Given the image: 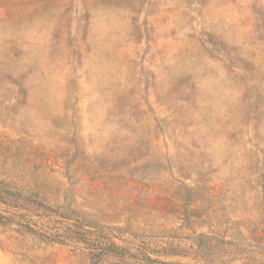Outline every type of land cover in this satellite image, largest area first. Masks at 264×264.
Returning <instances> with one entry per match:
<instances>
[{
	"label": "rangeland",
	"instance_id": "rangeland-1",
	"mask_svg": "<svg viewBox=\"0 0 264 264\" xmlns=\"http://www.w3.org/2000/svg\"><path fill=\"white\" fill-rule=\"evenodd\" d=\"M146 254L264 264V0H0V264Z\"/></svg>",
	"mask_w": 264,
	"mask_h": 264
},
{
	"label": "trees",
	"instance_id": "trees-1",
	"mask_svg": "<svg viewBox=\"0 0 264 264\" xmlns=\"http://www.w3.org/2000/svg\"><path fill=\"white\" fill-rule=\"evenodd\" d=\"M76 225V224H74ZM78 226V225H77ZM85 226V225H84ZM84 226H79L78 227V230L77 232L78 233H83V234H86V233H89L90 232V229H86ZM109 248H104V247H100L98 250L97 249H93V250H97V252H92L91 254H94V255H103L104 252L107 251V253H115V255H123L124 253H122V250L124 251V247L123 246H120L118 245L116 242L114 241H111L110 239V243H109ZM94 248V247H92ZM91 248V249H92ZM125 252V251H124ZM144 260L145 262L148 264H167L165 262H162V261H158L157 259H153L151 258L149 255L146 254V256L144 257Z\"/></svg>",
	"mask_w": 264,
	"mask_h": 264
}]
</instances>
